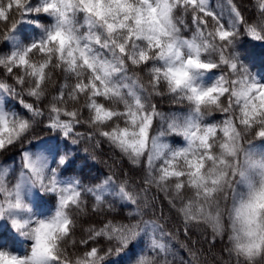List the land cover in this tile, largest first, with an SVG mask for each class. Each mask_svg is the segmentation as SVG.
<instances>
[{
  "label": "snow or ice",
  "instance_id": "obj_1",
  "mask_svg": "<svg viewBox=\"0 0 264 264\" xmlns=\"http://www.w3.org/2000/svg\"><path fill=\"white\" fill-rule=\"evenodd\" d=\"M254 7L250 20L235 0H0V155L20 158L0 164V221L30 242L0 264H110L145 238L132 264H174L173 212L185 236L227 237L220 264H264V78L237 51L242 32L264 42ZM53 134L103 140L130 167L68 178ZM187 251L181 264H201Z\"/></svg>",
  "mask_w": 264,
  "mask_h": 264
},
{
  "label": "trees",
  "instance_id": "obj_2",
  "mask_svg": "<svg viewBox=\"0 0 264 264\" xmlns=\"http://www.w3.org/2000/svg\"><path fill=\"white\" fill-rule=\"evenodd\" d=\"M221 1L212 0L211 4L213 7H216L218 4L220 5ZM235 2L242 7L245 16L250 20L254 19V0H235ZM23 38L24 35L22 34L21 39ZM0 50H6L2 44H0ZM237 51L250 70L257 75V78H262L264 75V42L252 40L242 32L237 45ZM160 110L168 112L174 110V108L165 100L160 105ZM78 130L81 132L87 131L86 128ZM42 138H52L55 145L58 146V151L62 155L68 154L69 163L65 175H76L86 185L96 182L98 178L102 179L112 171H115L116 180L119 181L122 178L121 173L128 171L130 167L126 162L121 161L120 156L113 152L110 145L103 140H101L100 145L97 147L94 141L90 142L87 139H82L78 144H72L70 141L66 142L63 138L54 134L50 136L45 135ZM24 147L27 148L29 145L25 143ZM0 161L7 163L9 166L15 164L16 167H19V147L11 152L0 155ZM33 203L37 215L48 214L50 206L48 198L37 196V199ZM116 207L119 211V203L116 204ZM127 211V209H124L125 214ZM166 228L176 233L174 239L170 241L174 257L170 256L169 259H174V264H181L182 260L189 259L187 248L198 250L201 264H220L218 257L224 256L227 258L226 254L222 251L224 245L227 243L226 236L223 242L218 240L214 247L208 242L211 239V232H205L203 225H193L188 236H185L179 217L174 212L171 213V219L166 224ZM177 229L179 230L177 231ZM193 241H196V243L193 244ZM29 243L28 240L16 233L11 227L10 222L4 221L0 224V248H7L17 253H23ZM146 243L145 239L139 241L128 253L120 257H113V261L110 264H132L134 253H138Z\"/></svg>",
  "mask_w": 264,
  "mask_h": 264
},
{
  "label": "rangeland",
  "instance_id": "obj_3",
  "mask_svg": "<svg viewBox=\"0 0 264 264\" xmlns=\"http://www.w3.org/2000/svg\"><path fill=\"white\" fill-rule=\"evenodd\" d=\"M212 1V0H211ZM224 4V0H222L221 2H220V5H223ZM32 30H33V28H32V26H30V25H27V24H25V25H21V27H20V34L22 35H27V34H30L31 35V32H32ZM162 111V110H161ZM44 141H45V143L46 144H53V145H55V143H54V141H53V139L52 138H45L44 139ZM29 147H31V146H29ZM0 164H4V162L3 161H0ZM68 178H73V177H68ZM37 194H33V197H32V199H33V201L34 200H36L37 199ZM4 221H0V224H2ZM145 240L147 241V239L145 238ZM28 247L29 246H27V248H26V250L28 249ZM25 250V251H26Z\"/></svg>",
  "mask_w": 264,
  "mask_h": 264
}]
</instances>
